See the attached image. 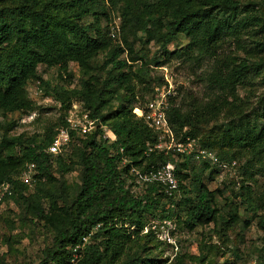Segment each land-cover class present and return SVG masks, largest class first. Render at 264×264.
I'll return each mask as SVG.
<instances>
[{
    "label": "trees",
    "instance_id": "obj_1",
    "mask_svg": "<svg viewBox=\"0 0 264 264\" xmlns=\"http://www.w3.org/2000/svg\"><path fill=\"white\" fill-rule=\"evenodd\" d=\"M110 11L119 15L130 59H120L125 50L112 42L108 25L101 26L102 19L110 22ZM88 17L92 21L84 23ZM138 33L147 44L157 43L156 67L171 60H212L205 78L216 92L214 98L204 104L190 96L186 104L171 101L167 121L178 141L195 140L226 109L230 125L235 126L227 127L218 142L202 143L203 149L217 146L215 155L225 163L233 148L254 155L264 148V128L244 120V102L238 93L251 74L262 72L264 77V0L247 4L239 0H0V117L34 110L26 88L36 80L46 96H54L62 105L60 117L47 123L41 135L5 134L0 140V185L9 183L13 191L4 202L17 205L32 225L41 224L51 235L39 264H71L73 250L84 237L88 242L76 250L75 264H163L146 254L140 236L148 217L175 219L189 231L210 222L227 227L237 221L235 211L227 220L216 209L215 193L203 183L206 171L213 181L219 171L216 166L204 162L195 171L193 156L147 154L157 135L132 111L149 101L145 96L151 85H160L162 79L150 76L145 57L129 45L128 39ZM181 35L188 40L186 46L169 50ZM229 40L236 41V53H221ZM102 53L100 69L105 78L93 82L90 68ZM69 63L78 64L88 76L76 93L51 87L38 77L39 66L66 68ZM75 94L92 118L110 127L116 140L105 142L98 131L71 132L69 145L58 155H48L45 149L55 130L66 125ZM27 163H34L37 171L31 186L18 179ZM169 163L175 165L180 184H190L189 190L180 187L179 199L166 195L159 183H142L131 173L136 169L147 174ZM75 167L80 168L79 183L69 186L64 176ZM260 225L264 228V220ZM258 261L264 264V245Z\"/></svg>",
    "mask_w": 264,
    "mask_h": 264
},
{
    "label": "rangeland",
    "instance_id": "obj_2",
    "mask_svg": "<svg viewBox=\"0 0 264 264\" xmlns=\"http://www.w3.org/2000/svg\"><path fill=\"white\" fill-rule=\"evenodd\" d=\"M239 1L247 4L259 3L262 0ZM118 16L116 12L110 11V22L102 19L100 23L102 27L108 25L112 42L125 50L120 59H130L127 47L122 42L121 21ZM91 21L90 17L83 20L84 23ZM187 42L188 40L181 35L176 43L168 46V49L185 47ZM128 43L135 53L145 57L151 77H160L162 83L167 78L173 83L178 94L173 99L176 105H180L182 101L186 104L189 96L203 104L214 98L216 92L210 88L205 78L212 60L203 59L199 62L171 60L162 67H156L153 59L159 50L155 41L147 44L143 34L138 33L137 37H130ZM236 50V41L229 40L221 53H236ZM104 58L105 53L99 54L91 65L89 79L91 78L93 82L100 83L105 78V71L100 69ZM140 63V61L134 63V69ZM37 74L51 87L63 88L74 93L81 89V82L88 79L76 63H69L66 68L39 66ZM155 87L151 85L152 90ZM152 90L145 96L146 99L151 98ZM26 91L34 110L1 116L0 140L5 134L41 135L47 123L55 122L60 117L62 109L60 101L54 96L45 95L40 87V80L31 82ZM238 93L244 102V120L251 124L256 121L264 128L263 73L251 74L249 82L239 87ZM140 103L144 109L145 102ZM73 105L84 109L83 100L77 94L71 97L70 107ZM230 123L229 114L224 109L215 121L206 124L200 130L198 138L193 140L195 145L203 148L202 143L218 142L227 127L235 126ZM7 129L9 130L6 132ZM209 151L217 154L218 148L213 145ZM225 164L227 166L224 169L217 167L219 171L213 175V181L208 179L209 171L204 172L202 180L208 190L215 193L216 209L227 220L235 211L237 221H233L234 223L227 227L216 226L210 222L189 231L175 219L159 220L148 217L146 226L140 234L146 243L148 256L164 261L163 264H259V252L264 245V228L260 225L264 220V148L255 155L248 150L233 148L229 150L228 161ZM202 165L194 163L195 171L200 170ZM74 169L64 176L69 186L79 183L80 168ZM184 173L192 174L190 171ZM159 184L164 191V184L161 182ZM180 187L189 190V181H181V184L178 181L177 189L172 192L175 199L182 196ZM50 243L51 235L41 224L32 225L17 205L11 201L0 204V264H39L43 259L42 250Z\"/></svg>",
    "mask_w": 264,
    "mask_h": 264
},
{
    "label": "built area",
    "instance_id": "obj_3",
    "mask_svg": "<svg viewBox=\"0 0 264 264\" xmlns=\"http://www.w3.org/2000/svg\"><path fill=\"white\" fill-rule=\"evenodd\" d=\"M160 85L153 89L152 96L145 104V108H134L133 114L136 118L141 119L143 123L157 135V141L153 146H149L147 154L150 152H161L164 154H173L177 156H193L197 163H210L220 169L226 168V164L220 162L215 154L195 145L193 140L180 142L176 139L172 129L167 121V111L170 108L171 101L177 97V90L172 82L167 78ZM65 126H60L55 130L52 141L45 149V153L51 156L58 155L65 149L71 140V132H77L82 135L92 134L98 131V137L105 142L111 143L116 140V136L110 127L102 123L98 118H92L89 113L83 108L73 105L67 110L65 117ZM123 150H120L122 153ZM127 159L122 157L121 164H125ZM131 173L147 183L164 184V193L168 196L172 195L178 187V180L175 177V165L172 163L166 164L156 171H150L147 174H140L136 169H131ZM37 175L36 166L34 163H27L22 172L19 174V181L26 186H31ZM13 191L9 183L0 185V204L4 203L5 199L12 196ZM88 242V237L82 238V243L74 248L71 264H75L78 255L76 250L83 248Z\"/></svg>",
    "mask_w": 264,
    "mask_h": 264
}]
</instances>
